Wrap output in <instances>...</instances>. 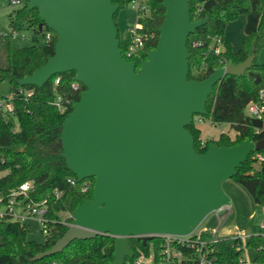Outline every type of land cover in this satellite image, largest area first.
Returning a JSON list of instances; mask_svg holds the SVG:
<instances>
[{"label":"water","instance_id":"1","mask_svg":"<svg viewBox=\"0 0 264 264\" xmlns=\"http://www.w3.org/2000/svg\"><path fill=\"white\" fill-rule=\"evenodd\" d=\"M164 19L156 47L140 61L121 53L112 0H29L40 23L56 35L46 63L18 80L43 86L52 76L74 71L85 89L65 117L60 143L67 168L78 181L92 177L91 199L72 212V223L51 246L32 257L60 253L74 239L98 234L114 237L113 262L134 255L128 238L142 245L152 234H191L211 212L231 204L222 182L264 138L232 146L210 143L205 153L194 149L186 128L205 112L214 85L225 75L241 76L254 60L188 79L187 37L207 19H191L189 0H162Z\"/></svg>","mask_w":264,"mask_h":264},{"label":"trees","instance_id":"2","mask_svg":"<svg viewBox=\"0 0 264 264\" xmlns=\"http://www.w3.org/2000/svg\"><path fill=\"white\" fill-rule=\"evenodd\" d=\"M28 1L9 14L10 34H0V83L6 81L9 92L16 95L13 100L14 115L0 112V195L31 180L33 187L29 198L33 202H43L47 232L43 242H36L28 238L27 221L0 219V264H51L52 261L60 264H110L113 262L114 237L109 234L74 239L60 253L32 260L33 256L48 249L52 241L65 233L67 225L73 221L71 214L76 207L83 200L92 198L94 179L90 177L78 181L60 154L62 123L85 89L81 83L77 89L72 87L74 71L58 73L41 87L18 84L19 79L46 63L53 55L56 44V35L52 30L46 27L39 29L38 11L29 9ZM112 2L118 5L114 14L116 23L118 10L128 5L130 0ZM147 3L150 15L138 19L142 24L139 31L145 36L143 59L147 58L149 50L156 47L165 12L162 0H148ZM189 11L192 20L206 18L207 21L187 37L188 79H203L219 67L238 64L248 55H254L252 65L243 75H225L214 85L205 102V112L194 115L186 126L193 135L194 149L205 153L210 143L232 146L245 139L257 141L264 138V133L253 131L262 122L245 112L247 103L257 100L260 90L264 89V62H256L258 52L264 47V0H189ZM240 15H244L246 20L241 45L234 49L225 36V29ZM24 26L32 30L33 42L16 46L13 44L14 33ZM48 31L51 38L40 43L39 37L44 38ZM213 38H218L223 46L218 54L210 49V45L215 44ZM118 39L123 51L124 43L119 33ZM193 41L200 44L193 46ZM135 64L138 71L140 60H135ZM20 88L32 89L33 93L28 97L19 95ZM58 96L61 97L60 108L54 104ZM196 116L217 125L230 124L237 132L233 138L221 133L215 140L203 141L201 131L195 125ZM238 125H245L246 130H238ZM258 151L264 152V148ZM255 152L240 163L231 179L244 187L256 204L264 206V162H257ZM71 177L75 178L74 185L67 180ZM60 213L66 215L61 218ZM202 234L208 235L206 232ZM128 242L135 254L137 247L146 250V245L135 237H129ZM237 247L236 242L229 244L222 239L211 246L210 258L214 264H241L243 251ZM246 248H253V260L264 264L261 235H250ZM132 260L126 259L125 264Z\"/></svg>","mask_w":264,"mask_h":264},{"label":"built area","instance_id":"3","mask_svg":"<svg viewBox=\"0 0 264 264\" xmlns=\"http://www.w3.org/2000/svg\"><path fill=\"white\" fill-rule=\"evenodd\" d=\"M12 3H18V0H10ZM148 0H130L132 8L136 12V22L127 28V32L122 39L124 43V50H121L122 56L128 61L142 60V52L144 50L145 36L140 33L142 24L139 18L150 15V8L147 3ZM51 38V32L45 33L43 41ZM214 45H210V49L215 54L221 52L219 48L220 40L213 38ZM200 43L193 41L192 45L197 46ZM57 81V79H56ZM79 82L72 83V87L77 89ZM33 93L32 89H22L18 91L19 95L25 97ZM15 94L8 92L0 95V112L4 115H14V98ZM61 97L58 96L54 100V104L60 108ZM245 112L252 118L258 119L262 122L260 127L253 129L255 133H264V89H261L257 100L250 101L245 107ZM203 121L201 116L195 117V123L198 124ZM230 125V124H228ZM238 130L245 131V125H238ZM237 132V131H236ZM258 163L264 162V152L256 151L254 154ZM70 185L75 184V178L67 179ZM33 187L31 180H26L18 186L10 190L5 195H0V219H8L12 221H27L28 219L36 217L42 224V232H47V225L44 219V204L43 202H33L29 198V192ZM70 224V223H69ZM261 228L264 227V221L261 223ZM196 231V230H195ZM193 231L188 235H177L168 233L152 234L151 238L146 241V250L139 247L136 249V254L133 255V260L127 264H214L210 258L211 246L222 240L223 237L216 233L203 235L202 232ZM207 233V232H206ZM246 236L238 235L234 238L233 243H237L238 247L242 249L241 264H262L256 261L245 259ZM136 238V237H135ZM249 238V237H247ZM144 245V246H145ZM51 264H60L52 261Z\"/></svg>","mask_w":264,"mask_h":264},{"label":"rangeland","instance_id":"4","mask_svg":"<svg viewBox=\"0 0 264 264\" xmlns=\"http://www.w3.org/2000/svg\"><path fill=\"white\" fill-rule=\"evenodd\" d=\"M18 3H12L10 0H0V34H10L9 14L21 7L26 0H18ZM245 16L240 15L236 20L229 22L226 25L225 36L230 40L232 47L237 49L241 45L243 35V25ZM136 22V12L131 4L122 7L116 14V24L118 27L119 37L124 38L127 28L134 25ZM32 30L23 27L21 30L14 33L13 44L16 46H25L31 44ZM44 38L39 37V42H43ZM220 50L223 49L221 42L219 43ZM256 62H264V47L258 52ZM9 92V84L4 81L0 83V93L7 94ZM201 131L203 141L215 140L221 133L227 134L233 138L236 130L228 124H213L208 119L204 118L201 123H195ZM222 190L229 196L231 204L224 207L218 215L213 211L209 213L196 228L195 232H207L210 234L216 233L227 240L229 244H233L234 238L238 235L247 237L253 234L262 236V245L264 246V227L261 228V223L264 221V206L256 204L249 192L233 179H227L222 182ZM63 218L66 213H60ZM28 223V238L36 242H43L44 233H42V224L34 217L27 220ZM254 249L246 248L245 259L252 260L254 257Z\"/></svg>","mask_w":264,"mask_h":264},{"label":"crops","instance_id":"5","mask_svg":"<svg viewBox=\"0 0 264 264\" xmlns=\"http://www.w3.org/2000/svg\"><path fill=\"white\" fill-rule=\"evenodd\" d=\"M246 20V19H245ZM245 20H244V23H245ZM244 26V25H243Z\"/></svg>","mask_w":264,"mask_h":264}]
</instances>
